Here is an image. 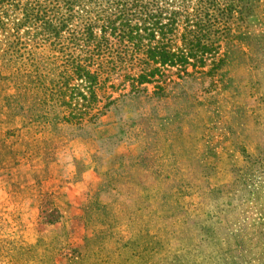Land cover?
<instances>
[{"label":"trees","instance_id":"trees-1","mask_svg":"<svg viewBox=\"0 0 264 264\" xmlns=\"http://www.w3.org/2000/svg\"><path fill=\"white\" fill-rule=\"evenodd\" d=\"M257 23H264V0H0V128L7 134L33 129L51 139L59 125L93 123L124 97L156 101L106 138L137 151L101 173L85 218L104 229L91 255L76 254L70 264H264V194L257 197L264 108L256 90L264 86V34L251 30ZM186 80L203 94L218 89V104L190 98L178 88ZM181 98L191 99L186 109L159 115L157 108H168L161 99ZM223 113L244 159L231 181L218 184L210 180L206 130ZM18 204L12 189L0 203V263L54 264L50 242L22 240Z\"/></svg>","mask_w":264,"mask_h":264},{"label":"rangeland","instance_id":"rangeland-1","mask_svg":"<svg viewBox=\"0 0 264 264\" xmlns=\"http://www.w3.org/2000/svg\"><path fill=\"white\" fill-rule=\"evenodd\" d=\"M251 30L264 34V23L255 24ZM146 88L149 93L151 85ZM178 88L198 101L209 98L214 105L220 101L216 98L219 96L218 89L208 88L203 94L204 91L189 80L181 83ZM256 88L262 96L259 105L264 108V86ZM143 98L124 97L122 102L116 103L114 109L110 107L105 115L93 123H83L77 128L61 124L58 126L61 128L59 136L51 139H46L41 132L33 133V129L19 136L15 131L12 135L7 134L4 131L6 125L2 122L0 140L6 151L4 156H0V203L6 199L9 189H12L19 203L18 222L22 240L29 241L36 236L44 242H50L49 257L54 264H70L76 254L91 255L92 240L104 229V225L85 218L86 203L96 192L101 173L115 167L116 157L137 151L135 143L122 141L113 144L112 139L106 138L117 132L116 125L120 121L148 109L156 102H146ZM190 98H181L175 102L161 99L160 104L161 101L166 102L168 108L160 106L157 111L162 115L167 111L184 110L191 102ZM253 100V96L248 98V104L254 105ZM238 104L242 106L241 99ZM223 114L219 119H213L206 130V144L213 155L207 161L215 166L210 180L218 184L231 181L232 167L242 164L244 159L243 154L231 145L225 128L228 113ZM252 147L251 143L246 146L248 153H254ZM15 161L17 164L13 165ZM257 181L260 186L257 197L261 199L264 179ZM250 212L247 210L245 214L250 215ZM241 215L238 219L243 217ZM255 262L257 264L256 260L250 263Z\"/></svg>","mask_w":264,"mask_h":264}]
</instances>
